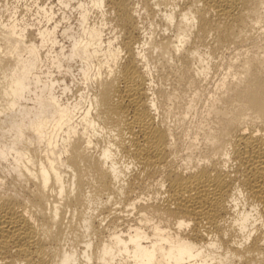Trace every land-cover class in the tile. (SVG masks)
<instances>
[{
  "label": "bare ground",
  "instance_id": "6f19581e",
  "mask_svg": "<svg viewBox=\"0 0 264 264\" xmlns=\"http://www.w3.org/2000/svg\"><path fill=\"white\" fill-rule=\"evenodd\" d=\"M263 16L0 1V264H264Z\"/></svg>",
  "mask_w": 264,
  "mask_h": 264
},
{
  "label": "rangeland",
  "instance_id": "374dc122",
  "mask_svg": "<svg viewBox=\"0 0 264 264\" xmlns=\"http://www.w3.org/2000/svg\"><path fill=\"white\" fill-rule=\"evenodd\" d=\"M0 1H3V0H0ZM10 1H12V0H10ZM46 1H49V0H46ZM27 14L28 15H26L25 17H27V18H30V17L33 18V16L30 15V12L27 13ZM140 19L142 21L141 24L143 25L144 28H146V30H152V29H157L158 28V21H157V18H156L155 15L153 16L152 14L149 15L146 12L145 13L143 12V13H141V18ZM262 19H263V22H264V16H263ZM72 23H74V19H73ZM148 23L150 25H148ZM247 47L249 49L252 48V44L248 43L247 44ZM233 53H234L233 45H230L229 48H226V49L223 50V52L221 54L222 61H225L226 59H228V57L233 56ZM215 59L217 60L218 58H215ZM225 70L226 69L222 65H218V66L212 68V70L210 72V75H209L210 76V79H209L210 82L208 84V89L211 86L213 87L214 81H216V79L218 77H220L222 75V72L225 71ZM156 83H157L156 77L154 76V84H156ZM186 137H187V134H182L181 135V139H182L183 142L186 140Z\"/></svg>",
  "mask_w": 264,
  "mask_h": 264
}]
</instances>
